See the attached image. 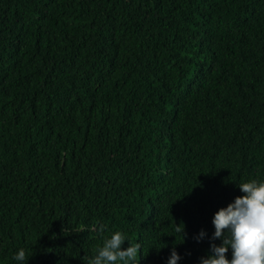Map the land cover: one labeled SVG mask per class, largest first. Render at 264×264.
Instances as JSON below:
<instances>
[{
	"label": "trees",
	"instance_id": "obj_1",
	"mask_svg": "<svg viewBox=\"0 0 264 264\" xmlns=\"http://www.w3.org/2000/svg\"><path fill=\"white\" fill-rule=\"evenodd\" d=\"M253 179L264 0H0V264H200Z\"/></svg>",
	"mask_w": 264,
	"mask_h": 264
},
{
	"label": "clouds",
	"instance_id": "obj_2",
	"mask_svg": "<svg viewBox=\"0 0 264 264\" xmlns=\"http://www.w3.org/2000/svg\"><path fill=\"white\" fill-rule=\"evenodd\" d=\"M242 196L236 197L227 207L219 209L212 218L214 232L210 238L209 253L200 264H264V181L250 180L238 185ZM102 230V226H101ZM206 233L201 231L197 242ZM220 240L217 245L214 241ZM124 233L116 231L104 239L95 256L87 258V264H136L139 243L129 244ZM231 250V259L226 254ZM12 259L16 264H27L26 252L17 250ZM182 257L173 248L167 264H179Z\"/></svg>",
	"mask_w": 264,
	"mask_h": 264
}]
</instances>
